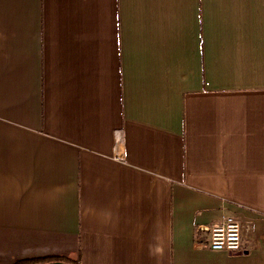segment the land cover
Here are the masks:
<instances>
[{
  "label": "crops",
  "instance_id": "1",
  "mask_svg": "<svg viewBox=\"0 0 264 264\" xmlns=\"http://www.w3.org/2000/svg\"><path fill=\"white\" fill-rule=\"evenodd\" d=\"M242 251L205 245L223 217ZM264 264V0H0V264Z\"/></svg>",
  "mask_w": 264,
  "mask_h": 264
},
{
  "label": "built area",
  "instance_id": "2",
  "mask_svg": "<svg viewBox=\"0 0 264 264\" xmlns=\"http://www.w3.org/2000/svg\"><path fill=\"white\" fill-rule=\"evenodd\" d=\"M209 250L237 254L242 251L241 225L231 216H225L209 230L205 245Z\"/></svg>",
  "mask_w": 264,
  "mask_h": 264
},
{
  "label": "trees",
  "instance_id": "3",
  "mask_svg": "<svg viewBox=\"0 0 264 264\" xmlns=\"http://www.w3.org/2000/svg\"><path fill=\"white\" fill-rule=\"evenodd\" d=\"M50 262H54V261H45V260H27V261H18L15 264H47ZM59 262H64L67 264H74L70 261H66V260H59Z\"/></svg>",
  "mask_w": 264,
  "mask_h": 264
},
{
  "label": "water",
  "instance_id": "4",
  "mask_svg": "<svg viewBox=\"0 0 264 264\" xmlns=\"http://www.w3.org/2000/svg\"><path fill=\"white\" fill-rule=\"evenodd\" d=\"M47 264H67V263L56 261V262H50V263H47Z\"/></svg>",
  "mask_w": 264,
  "mask_h": 264
}]
</instances>
